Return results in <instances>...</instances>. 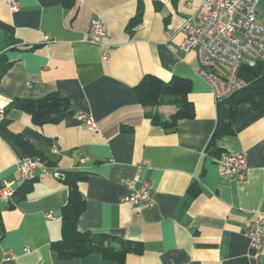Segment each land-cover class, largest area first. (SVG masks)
<instances>
[{
	"label": "crops",
	"instance_id": "crops-1",
	"mask_svg": "<svg viewBox=\"0 0 264 264\" xmlns=\"http://www.w3.org/2000/svg\"><path fill=\"white\" fill-rule=\"evenodd\" d=\"M16 1L11 12L0 0V20L13 28L12 35L0 31V53L12 63L0 80V187L18 191L24 182L16 165L25 154L14 135L34 147L46 172L38 171L23 200L9 201L12 208L0 203V264H117L97 253L62 260L50 249L61 238L66 171L89 174L78 184L85 201L79 231L141 243L143 253L127 254L124 264H264V248L254 258L243 234L244 224L264 213V115L241 104L232 134L216 136L223 104L200 77L194 51L178 48L182 22L201 0H75L72 7L66 0ZM255 7V20L264 25V0ZM137 11L140 22L131 30ZM96 18L106 29L103 48L83 40ZM212 70L226 73L221 65ZM146 75L188 79L193 118L180 120L174 132L151 124L133 89ZM54 92L74 112L58 124L37 126L22 111L5 112L13 99ZM174 110L165 104L150 111L165 120ZM229 151L247 154L242 179L220 174L218 160ZM141 180L150 184L153 204H122Z\"/></svg>",
	"mask_w": 264,
	"mask_h": 264
},
{
	"label": "trees",
	"instance_id": "trees-1",
	"mask_svg": "<svg viewBox=\"0 0 264 264\" xmlns=\"http://www.w3.org/2000/svg\"><path fill=\"white\" fill-rule=\"evenodd\" d=\"M75 0L64 1L65 7H72ZM140 11V10H139ZM130 20L129 29L133 30L140 22L141 13ZM13 28L0 20V31L5 35H12ZM12 63L5 60L0 53V80L9 70ZM238 76L243 79L246 86L228 96L222 101L221 126L216 136L232 134L231 123L237 113L238 106L244 103L250 104L260 115H264V61H255L240 68ZM191 82L188 79L172 77L165 82L153 76L146 75L133 88L138 97V102L144 108V114L150 119L151 124L160 126L165 132H174L180 120L191 119L194 116V106L189 101L188 95L191 90ZM68 100L57 92L47 94L37 99H13L5 108L22 111L29 115L34 125L58 124L68 116L74 114L68 104ZM172 104L174 112L168 119L162 120L151 109L156 106ZM125 132L131 128H125ZM13 144L18 146L26 156L39 155L34 147L20 135L12 136ZM88 172L66 171L62 173L61 181L67 188L66 203L60 209L61 238L52 241L50 249L62 260L79 259L87 255L97 253L103 259L124 264L127 254L140 255L143 253L141 243L122 240L118 237L99 233L90 236L86 232L79 231L77 221L82 214L85 201L79 193L78 184L88 179ZM32 181L22 182V187L15 191L12 200L15 202L25 198V194L32 190ZM195 194V192H192ZM8 208H12V202H8ZM0 211V239L3 237L4 226Z\"/></svg>",
	"mask_w": 264,
	"mask_h": 264
},
{
	"label": "built area",
	"instance_id": "built-area-1",
	"mask_svg": "<svg viewBox=\"0 0 264 264\" xmlns=\"http://www.w3.org/2000/svg\"><path fill=\"white\" fill-rule=\"evenodd\" d=\"M259 0H201L198 8L181 25L183 38L179 49L188 53L194 51L199 65V75L208 86L212 98L222 102L228 96L243 89L246 82L238 76L240 68L255 61H264V25L257 22L256 4ZM11 12L18 9L16 0H6ZM85 43L104 47L106 29L100 19H92ZM235 32L243 35L237 39ZM49 40V36H46ZM169 48H172L170 45ZM109 52L102 51V58L108 59ZM216 65L226 68L224 75L212 69ZM87 129L96 130V123L88 116H82ZM245 152L223 153L218 160L222 175L242 179L247 163ZM142 165H144L142 163ZM17 171L23 181L37 177L38 171L46 172L45 162L39 156H23L17 162ZM58 176L57 172L53 173ZM148 181L140 182L139 188L131 187L122 198V204L135 208L153 203ZM9 185L0 187V203H8L14 193ZM48 218H53L51 213ZM244 237L249 250L258 258L264 248V213L257 212L251 221L244 224ZM9 258V257H7ZM6 258V259H7Z\"/></svg>",
	"mask_w": 264,
	"mask_h": 264
}]
</instances>
